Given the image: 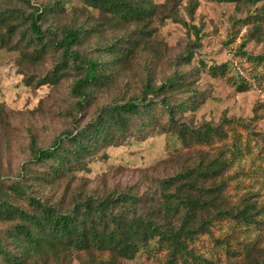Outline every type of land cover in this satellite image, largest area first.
I'll list each match as a JSON object with an SVG mask.
<instances>
[{"label":"trees","instance_id":"16d2710c","mask_svg":"<svg viewBox=\"0 0 264 264\" xmlns=\"http://www.w3.org/2000/svg\"><path fill=\"white\" fill-rule=\"evenodd\" d=\"M74 1L79 6L72 5L70 21L50 22ZM215 1L253 6L262 0ZM194 10L190 3L188 14ZM248 13V19L262 17ZM165 19L187 25L175 0L162 5L153 0H51L45 5L0 0V49L17 41L16 48L23 46L34 63L58 54L41 82L56 85L72 74L79 113H86L98 93L110 90L133 62L147 76L138 93L97 106L83 124L75 119L50 146H39L32 137L29 161L14 176L0 172V264L62 263L76 253H87V264H126L143 254L164 264H220V251L229 258L237 255L241 264H264V249L241 237L264 222V201L243 179L264 180V168L235 170L254 133L235 118L218 124L187 119L198 108L187 72L172 66L153 80L166 55L153 24ZM191 28L198 34L196 26ZM240 54L264 62V54L254 56L243 44ZM226 67L211 72L224 75ZM246 86L237 84L239 91ZM151 125L181 144L160 164L168 167L165 176L150 175L144 191L113 185L102 194L88 193L79 187L85 182L72 190L76 173L86 170L97 152L123 145L138 127ZM256 135L264 158V135ZM221 223L230 224V233L216 235ZM204 238L211 240L210 252L203 251Z\"/></svg>","mask_w":264,"mask_h":264},{"label":"rangeland","instance_id":"374dc122","mask_svg":"<svg viewBox=\"0 0 264 264\" xmlns=\"http://www.w3.org/2000/svg\"><path fill=\"white\" fill-rule=\"evenodd\" d=\"M32 1L45 5L51 0ZM153 1L162 5L168 0ZM175 1L179 15L187 25L172 19L154 22L157 27L155 38L165 44L166 55L153 80H160L172 66L173 70L179 68L187 72L194 81L198 101V108L189 112L187 119L196 124L205 121L218 124L225 117L241 120L254 135L250 139L249 153L237 161L235 170L243 169L247 173L264 168V158L258 154L262 142L255 138L256 134L264 135V62L240 54L242 44L254 56L264 54V0L253 6L215 0ZM190 3L195 4L192 16L188 14ZM72 5L79 6V2L67 4L68 10L50 17V22L64 24L70 21ZM249 10L253 14H262L261 19H248ZM257 24L262 26L257 28ZM192 25L197 27L198 34ZM16 43L0 49V172L4 175H16L29 161L32 137L39 146H50L61 132L74 127L75 119L83 124L92 117L97 106L138 93L147 78L140 65L133 62L110 90L98 93L96 103L86 113H79L77 98L71 93L72 74L56 85L41 82L59 61L58 54L48 53L34 63L26 49L23 46L17 49ZM222 64H227L224 75H214L211 68ZM235 80L237 84L245 82L246 90L239 91ZM180 148L176 136L160 132L155 125L138 127L136 134L123 145L97 152L96 157L88 161V168L76 173L72 190L76 192L82 182L85 185L79 187L88 193L102 194L113 185L143 190L151 183L150 175H166L168 167L160 164ZM256 178L259 177H254L255 181L243 179L251 185L248 187L255 191L256 198L264 201V180L256 181ZM68 181L67 178L62 182L61 190ZM234 185L232 182L231 187ZM229 226V223L218 224L216 235L230 233ZM252 230L242 233L241 237L257 241L258 247L264 249V222L261 228ZM203 242V251L210 252L211 240L204 238ZM236 256L229 258L220 251V264H241ZM89 258L87 253H76L65 262L52 264H87ZM125 263L164 264L145 254Z\"/></svg>","mask_w":264,"mask_h":264}]
</instances>
